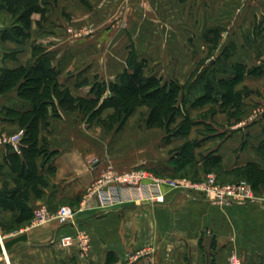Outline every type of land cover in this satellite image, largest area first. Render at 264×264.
<instances>
[{
  "label": "crops",
  "instance_id": "obj_1",
  "mask_svg": "<svg viewBox=\"0 0 264 264\" xmlns=\"http://www.w3.org/2000/svg\"><path fill=\"white\" fill-rule=\"evenodd\" d=\"M44 9L43 18L31 15L22 44L2 41L7 26L0 25V74L45 55L57 71L56 83L75 101L89 100L94 83L109 84L124 72L131 47L146 60V75L180 86L228 49L222 63L231 75L218 65L214 83L231 76V86L226 100L224 88L207 96L197 91L184 102L180 93V113L170 128L186 121V133L170 138L164 128L145 125L147 106L106 129L79 110L56 106L54 113L48 105L37 122L31 170L46 185L28 188L27 206L32 213L44 207L50 218L38 227L32 218L15 223L13 212L0 205V264L3 256L8 264H229L233 253L241 264H264L261 199L213 204L167 192L162 204L103 208L91 190L108 169L139 167L168 178H185L196 169L201 177L209 154L220 158L223 172L249 165L264 172L257 151L264 143V114H255L264 105V0H47ZM0 16L12 23L9 15ZM211 29L221 30L214 49L205 39ZM23 81L0 90V138L20 131V115L32 112L30 101L18 94ZM112 114L105 109L99 117ZM183 145L188 162L174 159ZM9 148L0 143V192H20L26 182L19 174L22 160L15 159L11 169L5 157L15 152ZM79 233L89 240L85 259L78 241L67 249L57 244L61 236Z\"/></svg>",
  "mask_w": 264,
  "mask_h": 264
},
{
  "label": "trees",
  "instance_id": "obj_2",
  "mask_svg": "<svg viewBox=\"0 0 264 264\" xmlns=\"http://www.w3.org/2000/svg\"><path fill=\"white\" fill-rule=\"evenodd\" d=\"M46 1L0 0V14L5 13L9 15L13 23L10 28L3 29L2 41H12L22 44L28 36L31 15L38 13L43 18ZM220 35L221 30L219 29H211L205 34V39L211 43L212 49L217 47ZM228 55L227 49L219 55L214 64L207 65L198 75L194 74L193 77H195L192 82L180 86L174 81L162 83L156 76L146 75V60H139L135 50L131 47L126 60L127 67L117 77V80L109 84L94 83L92 91L95 96L89 100L78 99L77 101L73 99L67 87L59 86L56 83L57 71L51 67L50 60L45 55H35L34 62L28 63L25 67L20 66L13 70L2 71L0 74V90L4 87L9 89V86L11 87L19 79H23V83L18 88V94L30 101L32 112L20 115L19 118L21 130H23L19 143V153H12L5 157V161L7 160L11 169L14 167L13 162L15 159L22 160L19 174L23 175L26 179L24 189L20 192L16 190L1 191V207L13 212L15 223L29 221L33 216L31 209L27 206L30 196L28 188L37 184L46 185L40 176L32 175L31 171L33 167L32 157L36 144V127L38 120L44 117L48 105L52 107L54 113L56 112V106L61 110H79L87 116V121L91 122L96 119L98 124L106 129H111L116 124L120 126L124 119L133 112L135 107L147 106L149 113L145 119V125L148 128H164L169 138L183 136L187 128L186 121L179 123L175 128H170V125L175 122V117L180 113V107L177 105L179 94H183L184 102L191 95H196L197 91H203L202 96H207L212 92L220 94V90L223 91L225 89L221 97L226 100L228 95V89L226 88L231 86V76L227 83L218 82L216 84L214 83V77L218 70H222L218 69V65L223 68L222 71L225 73L229 72L231 75V68L229 70L222 63V60L227 58ZM42 86L43 88L40 92ZM105 91H108L109 94L101 100ZM105 109H113V114L102 120L99 115ZM257 151L264 157V143L257 147ZM176 158H178V161H189L187 159L186 145L174 151V159ZM218 167H221L218 156L209 154L203 158L201 170L205 174L218 169ZM205 168L207 170H204ZM220 169L222 171V167ZM237 171L251 185L253 190H256L258 186L264 187V172H258L254 166L249 165L234 172ZM195 174H197V171H194L191 177L189 173L183 174L182 177L193 178ZM254 174L260 175L254 179ZM34 194L39 197L40 191L35 189Z\"/></svg>",
  "mask_w": 264,
  "mask_h": 264
},
{
  "label": "built area",
  "instance_id": "obj_3",
  "mask_svg": "<svg viewBox=\"0 0 264 264\" xmlns=\"http://www.w3.org/2000/svg\"><path fill=\"white\" fill-rule=\"evenodd\" d=\"M256 115L264 114V105ZM23 135L20 130L12 135L0 138V143L10 146L11 151L19 153V143ZM98 197L100 207L108 208L122 205L162 204L167 192H182L187 196H201L213 204H243L254 201L251 188L245 182L220 184L214 174H207L202 182H192L185 178L158 177L144 168H133L124 173L108 169L92 186ZM62 216L60 214L57 217ZM50 216L44 207L33 212L31 225L38 227L45 224ZM79 243V257L85 259L90 251L89 240L83 233L61 236L57 244L61 248H70ZM3 263L8 264L3 256ZM229 264H241L240 258L233 253Z\"/></svg>",
  "mask_w": 264,
  "mask_h": 264
},
{
  "label": "rangeland",
  "instance_id": "obj_4",
  "mask_svg": "<svg viewBox=\"0 0 264 264\" xmlns=\"http://www.w3.org/2000/svg\"><path fill=\"white\" fill-rule=\"evenodd\" d=\"M3 24H5L7 26V28H10V26H9L10 24L13 25V23L9 24L8 20H6L5 17L0 16V25H3ZM0 28H2V26ZM88 122H90V121H88ZM220 168L218 167V169H220ZM218 169H215L216 171L212 170V171L207 172V173L208 174H214L215 177H216L217 182L220 183V184H233V183H238V182H245L251 188L254 197L256 199H261L262 201H264V198L262 197L263 196V192H264V187L263 186H258L256 190H253L251 185L247 181H245L243 179V177L239 174L240 173L239 171L234 172L233 174H231V173H228V172H222L223 170L221 171V169L220 170H218ZM204 170H207V169L205 168ZM194 171L198 172L199 170H196V169L188 170V173H189L190 177L192 176V173ZM207 173L204 176H201V177H199V174L197 176L195 174L193 176V178L187 177L185 179H188V180H190L192 182H197V183L198 182H202L205 179V176L207 175ZM257 177H259V175L258 174H254L253 178L255 179ZM174 179H176V178H174ZM240 263H241V260H240Z\"/></svg>",
  "mask_w": 264,
  "mask_h": 264
}]
</instances>
